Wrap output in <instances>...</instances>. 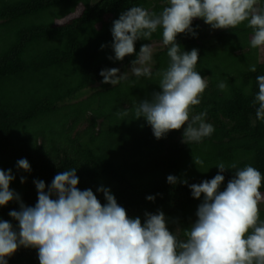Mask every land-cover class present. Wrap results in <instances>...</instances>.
<instances>
[{
    "label": "trees",
    "instance_id": "16d2710c",
    "mask_svg": "<svg viewBox=\"0 0 264 264\" xmlns=\"http://www.w3.org/2000/svg\"><path fill=\"white\" fill-rule=\"evenodd\" d=\"M134 6L159 14L167 0H0V170H11L10 189L34 207V180L44 181L47 190L57 173L76 168L77 187L91 189L102 205L99 187L110 189L129 218L140 217L142 223L145 212L162 211L169 231L184 239L203 199H193L189 186L211 180L219 162L251 165L264 176V121L256 119L258 104H253L264 62L250 46L253 30L247 21L213 30L193 20L196 35L179 34L176 41L182 51L198 50L196 70L208 87L192 114L206 111L205 121L215 131L200 143H183V128L157 140L134 112L138 102L159 91L155 73L168 66L162 29L148 41H136L135 53L122 61L114 59L111 48L113 21ZM257 7H264V0ZM148 43L160 45L152 78L130 74L115 86L101 83V70L131 68ZM250 65L256 72L248 70ZM222 80L225 91L217 87ZM123 111L128 115L121 119L117 113ZM197 156L203 166L193 163ZM20 159L29 162L30 172L17 168ZM234 172L229 167L223 173L221 191ZM169 175L178 178L175 185L167 182ZM149 195L154 201L146 200ZM259 209L264 220V207ZM11 210H19L16 201L0 207V220L16 228ZM6 259L7 264H39L35 248L20 247Z\"/></svg>",
    "mask_w": 264,
    "mask_h": 264
},
{
    "label": "clouds",
    "instance_id": "9594fccd",
    "mask_svg": "<svg viewBox=\"0 0 264 264\" xmlns=\"http://www.w3.org/2000/svg\"><path fill=\"white\" fill-rule=\"evenodd\" d=\"M258 3L259 0H167L159 14L134 6L113 21L111 48L116 61L133 55L136 41H148L158 28L162 29L168 66L155 73L159 91L153 92L151 99L138 102L134 112L136 119L143 118L151 127L157 140L183 128V143H200L215 131L205 121L206 111L192 114L208 87L207 79L196 70L198 50L182 51L176 37L195 36V19L203 20L213 30L237 28L247 21L253 30L250 46L264 47V7H257ZM152 62L153 48L143 44L130 71L137 78H152ZM248 70L254 73L256 66L250 65ZM118 73V68L101 70V83L115 86L128 79L127 72ZM256 84L255 116L264 121V75L256 76ZM217 87L225 91L227 83L222 80ZM127 115V111L117 113L121 119ZM193 163L203 166L204 161L197 156ZM229 167L235 172L221 191L223 173ZM17 168L31 171L26 159H20ZM216 168L218 172L211 180L189 186L193 199L199 200L202 195L203 199L195 222L184 230V239L169 231L162 211L145 212L143 223L140 217L129 218L105 187L97 188L106 201L102 205L91 189L77 187L76 168L57 173L47 190L44 181L34 180V207L26 206L10 189L14 179L11 170H0V207L11 201L19 205L18 211L9 212L17 222L16 228L0 220V264H7L6 258L20 247L37 249L39 264H264V220L260 219L259 209L264 200L260 191L264 176L255 167L239 168L236 162L229 166L219 162ZM20 182L23 184L25 178L21 177ZM167 182L175 185L178 178L169 175ZM154 199L146 197L148 201Z\"/></svg>",
    "mask_w": 264,
    "mask_h": 264
},
{
    "label": "rangeland",
    "instance_id": "374dc122",
    "mask_svg": "<svg viewBox=\"0 0 264 264\" xmlns=\"http://www.w3.org/2000/svg\"><path fill=\"white\" fill-rule=\"evenodd\" d=\"M67 20H68V18H66V19H63V20H61L59 23L60 24H64L65 22H67ZM160 45H153L152 46V48H153V54L155 53V51L157 50V47H159ZM258 57H259V61L260 62H264V47H261V48H258ZM151 66H153V62H152V65ZM118 69H119V73H118V75L119 74H123V73H125V72H127L128 73V75H132V73H131V71H130V67H123V66H120V67H118ZM92 91H88L87 92V94H85L86 96L87 95H89L90 93H91ZM84 95V96H85ZM82 128H84V126H82L81 127V129ZM259 205H261L262 206V208L264 207V200H262L261 202H260V204Z\"/></svg>",
    "mask_w": 264,
    "mask_h": 264
}]
</instances>
